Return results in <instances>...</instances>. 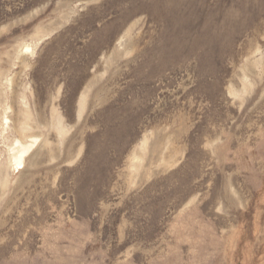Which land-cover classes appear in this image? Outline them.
Wrapping results in <instances>:
<instances>
[{
    "label": "rangeland",
    "instance_id": "1",
    "mask_svg": "<svg viewBox=\"0 0 264 264\" xmlns=\"http://www.w3.org/2000/svg\"><path fill=\"white\" fill-rule=\"evenodd\" d=\"M0 264H264V0H0Z\"/></svg>",
    "mask_w": 264,
    "mask_h": 264
},
{
    "label": "bare ground",
    "instance_id": "2",
    "mask_svg": "<svg viewBox=\"0 0 264 264\" xmlns=\"http://www.w3.org/2000/svg\"><path fill=\"white\" fill-rule=\"evenodd\" d=\"M35 141V140H34ZM20 142V141H19ZM33 148L32 145L28 146V147H25L23 150V152L20 154V156L15 160V165H16V168L18 169H22L24 167H21L23 165V161H24V157L30 152V149ZM26 160V159H25ZM13 165V166H15Z\"/></svg>",
    "mask_w": 264,
    "mask_h": 264
}]
</instances>
